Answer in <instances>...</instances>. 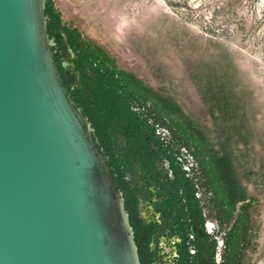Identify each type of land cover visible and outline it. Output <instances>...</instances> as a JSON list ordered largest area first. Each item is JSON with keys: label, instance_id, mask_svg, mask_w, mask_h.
<instances>
[{"label": "rangeland", "instance_id": "rangeland-1", "mask_svg": "<svg viewBox=\"0 0 264 264\" xmlns=\"http://www.w3.org/2000/svg\"><path fill=\"white\" fill-rule=\"evenodd\" d=\"M44 13L50 39L199 156L220 240L200 234L195 264H264V0H44Z\"/></svg>", "mask_w": 264, "mask_h": 264}, {"label": "water", "instance_id": "water-1", "mask_svg": "<svg viewBox=\"0 0 264 264\" xmlns=\"http://www.w3.org/2000/svg\"><path fill=\"white\" fill-rule=\"evenodd\" d=\"M44 0H0V264H140L107 154L57 71Z\"/></svg>", "mask_w": 264, "mask_h": 264}, {"label": "flooded vegetation", "instance_id": "flooded-vegetation-1", "mask_svg": "<svg viewBox=\"0 0 264 264\" xmlns=\"http://www.w3.org/2000/svg\"><path fill=\"white\" fill-rule=\"evenodd\" d=\"M53 38L68 94L92 124L97 117L102 123L101 145L126 201L140 264H195L200 234L217 246L220 224L214 187L194 148L156 119L144 98L121 83L112 94L96 63L81 59L60 35Z\"/></svg>", "mask_w": 264, "mask_h": 264}, {"label": "trees", "instance_id": "trees-1", "mask_svg": "<svg viewBox=\"0 0 264 264\" xmlns=\"http://www.w3.org/2000/svg\"><path fill=\"white\" fill-rule=\"evenodd\" d=\"M44 15H45V13H44ZM48 24L46 23V28H47V33H48ZM49 34H51V33H48V35ZM120 98V97H119ZM116 108H117V105H115L114 104V108H113V110H116ZM87 119H89V118H87ZM96 119V124H97V126H98V128L101 130V131H103V129H102V123L98 120V117L97 118H95ZM90 121V120H89ZM91 125H93L92 123H91ZM110 164V163H109ZM111 166V165H110ZM114 172V171H113ZM115 181H116V179H115ZM116 183H117V181H116ZM117 185H118V183H117ZM118 187L121 189V187L118 185ZM122 190V189H121ZM124 196V195H123ZM125 199V198H124ZM125 208H126V210L128 211V209H127V205H126V201H125ZM129 220H130V218H129ZM130 223H131V221H130ZM131 225H132V223H131ZM132 227H133V225H132ZM136 242V241H135Z\"/></svg>", "mask_w": 264, "mask_h": 264}]
</instances>
